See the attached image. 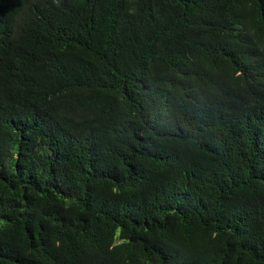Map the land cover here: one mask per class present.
<instances>
[{
  "label": "trees",
  "instance_id": "obj_1",
  "mask_svg": "<svg viewBox=\"0 0 264 264\" xmlns=\"http://www.w3.org/2000/svg\"><path fill=\"white\" fill-rule=\"evenodd\" d=\"M0 264H264V0H0Z\"/></svg>",
  "mask_w": 264,
  "mask_h": 264
}]
</instances>
